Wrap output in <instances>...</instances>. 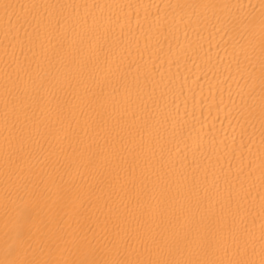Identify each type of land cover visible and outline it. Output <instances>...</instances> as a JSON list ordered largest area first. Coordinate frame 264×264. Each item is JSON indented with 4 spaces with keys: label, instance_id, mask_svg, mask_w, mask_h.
I'll return each mask as SVG.
<instances>
[{
    "label": "bare ground",
    "instance_id": "obj_1",
    "mask_svg": "<svg viewBox=\"0 0 264 264\" xmlns=\"http://www.w3.org/2000/svg\"><path fill=\"white\" fill-rule=\"evenodd\" d=\"M0 264H264V0H0Z\"/></svg>",
    "mask_w": 264,
    "mask_h": 264
}]
</instances>
